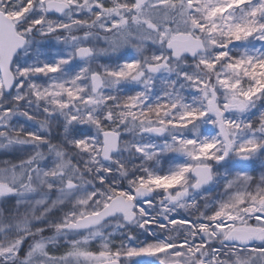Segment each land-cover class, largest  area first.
<instances>
[{
  "label": "snow or ice",
  "instance_id": "snow-or-ice-1",
  "mask_svg": "<svg viewBox=\"0 0 264 264\" xmlns=\"http://www.w3.org/2000/svg\"><path fill=\"white\" fill-rule=\"evenodd\" d=\"M0 156V264H264V0H0Z\"/></svg>",
  "mask_w": 264,
  "mask_h": 264
},
{
  "label": "rangeland",
  "instance_id": "rangeland-1",
  "mask_svg": "<svg viewBox=\"0 0 264 264\" xmlns=\"http://www.w3.org/2000/svg\"><path fill=\"white\" fill-rule=\"evenodd\" d=\"M128 51L130 53L131 50H128ZM101 62L107 63V61H103V60ZM50 236H52V235H50ZM93 250H95V249L93 248ZM49 251H50L51 254L60 255V254H62L65 251V248L62 247V246H58V247H55V248L50 247Z\"/></svg>",
  "mask_w": 264,
  "mask_h": 264
},
{
  "label": "trees",
  "instance_id": "trees-1",
  "mask_svg": "<svg viewBox=\"0 0 264 264\" xmlns=\"http://www.w3.org/2000/svg\"><path fill=\"white\" fill-rule=\"evenodd\" d=\"M49 232H52V231H48V233H49Z\"/></svg>",
  "mask_w": 264,
  "mask_h": 264
}]
</instances>
